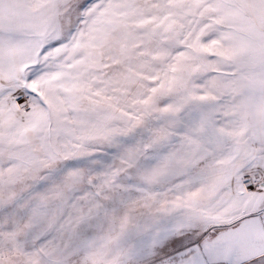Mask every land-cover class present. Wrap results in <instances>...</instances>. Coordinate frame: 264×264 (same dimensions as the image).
<instances>
[{
    "label": "snow or ice",
    "instance_id": "obj_1",
    "mask_svg": "<svg viewBox=\"0 0 264 264\" xmlns=\"http://www.w3.org/2000/svg\"><path fill=\"white\" fill-rule=\"evenodd\" d=\"M0 264H264V0H0Z\"/></svg>",
    "mask_w": 264,
    "mask_h": 264
}]
</instances>
